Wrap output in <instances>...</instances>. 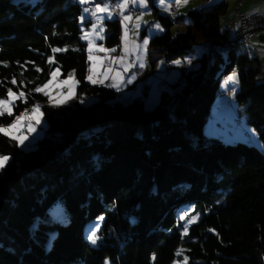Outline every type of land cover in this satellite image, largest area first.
Wrapping results in <instances>:
<instances>
[{
  "label": "trees",
  "instance_id": "trees-1",
  "mask_svg": "<svg viewBox=\"0 0 264 264\" xmlns=\"http://www.w3.org/2000/svg\"><path fill=\"white\" fill-rule=\"evenodd\" d=\"M148 2L164 27L149 40L152 68L156 58L172 64L184 54L200 62L188 73L182 67L173 84L178 93L161 91L150 109L147 91L124 101L120 91L87 81V41L80 39L79 20L84 5L78 0H0V98L7 88L17 91L9 81L15 74L19 85L21 71L26 93L57 65L61 77L75 70L79 81L76 100L41 104L46 128L34 149L24 151L0 133V154L11 157L0 171V264H104L106 258L110 264H183V255L188 264H262L264 82H256L261 62L238 40L207 60V45L230 37L220 28L225 1L188 10L191 23L174 34L170 27L182 23L181 16L161 15L155 0ZM104 29V46L117 52L119 20H105ZM196 44L202 52L193 57ZM52 48L67 51L56 53L50 66ZM230 70L238 74L236 103L262 148L203 132L220 79ZM42 101L47 98L35 92L27 104L17 100L13 116L0 117V125ZM56 208L65 212V222L52 216ZM101 215V240L93 246L86 229Z\"/></svg>",
  "mask_w": 264,
  "mask_h": 264
},
{
  "label": "rangeland",
  "instance_id": "rangeland-1",
  "mask_svg": "<svg viewBox=\"0 0 264 264\" xmlns=\"http://www.w3.org/2000/svg\"><path fill=\"white\" fill-rule=\"evenodd\" d=\"M109 1L110 0H107L108 3H109ZM166 2H170V0H166ZM215 3H217V2H212L209 0H186V2H185V0H182L181 6L177 7L175 5V10H176L178 16H181V22L182 23H172V25L170 27L171 33L174 34L175 32L181 30L187 24V23H185V19L189 20V17L187 15L188 10L201 9V8H204L206 6H209V5H212ZM155 4L158 7L159 13L161 15L171 16L168 12L163 11L162 6H160L158 4V0H155ZM102 6H103V4H102ZM133 7L137 10V16H140L143 13V21H147L148 23L147 24L142 23V26L139 30L138 36L136 35V30L134 28H133V37L130 35V31H129L130 42L132 40H135V42L137 44H142V41L144 38L147 37L150 40L151 37H154V36L162 33L160 31H157L156 29L152 28V29H150V31L153 34L149 35V27L148 26H149L150 22H152V24H153L154 22L158 21L163 29H164V27L162 26L161 22L158 19L154 18L153 14L151 12V8L149 6L148 0H147V8L146 9L140 8L138 5L133 6ZM128 11H129V9H128ZM125 14H129V13L126 12ZM134 20H135V18H134ZM134 20H133V23H134ZM227 24H228V20H227ZM131 25L132 24L130 23L129 26H131ZM83 27L85 30H87V28L85 26H83ZM120 28H121V36H120L119 49L117 52L109 53L108 56L110 58L123 55V51H122L123 50V43H122L123 27H122L121 21H120ZM220 28H221V30L225 29V14H223L220 18ZM143 29H145V33H143ZM131 31H132V29H131ZM103 35H104V33H103ZM102 41L103 40H96L95 44L97 46L102 45L103 47H105ZM259 43H260L259 47H261V45L264 44V40H262V41L260 40ZM241 45L243 47H246L247 50L251 54H253L251 52L253 49L252 48L253 44L242 43ZM130 47H131V45H130ZM149 50H150V46L148 44L146 51L143 48H141L137 52H130V54L127 56L126 61H125V63H127V64H132L130 59H132V56H134V58H135L134 64L136 65V64H139V62L137 61V56L138 55L142 56L145 67L147 69H149L147 74L145 73L144 68H142L144 70L143 73L141 75H137V74H130L129 73V71L133 67H131L127 72H124L123 68L120 65H110V66L105 67L106 65L103 66L104 62L108 59L105 60V58H104L105 53H103V52H93V56L99 57V59L95 60L94 65H93V62H90L88 60L89 61L88 69H89L90 65H93V73H92L93 79H97V76H99L101 74L105 77L104 73L106 72L107 69H109V67H111L113 69L116 68L115 73L117 71L121 72L122 76L117 79V80H119L118 81L119 83H117V85H118V88L120 90V92H119L120 95L118 96V98H120L121 100H124V101L131 100L132 95H134V97L135 96H144L143 92H142L143 91L142 87H143V85L145 86L146 83L149 84L148 93L144 97V100H145L144 103H145V108L150 109V108H152V106L154 104L157 103L156 97H157V95H159L161 93V91L165 90L169 94H171L175 90V86L173 84L176 81H179L180 77L183 75L182 67H184V71L188 73L190 70L198 67L200 62L197 59V60H195V62H192L191 64H189V63H187V60L190 58L191 54H184L183 56H180V57L173 59L171 61L172 64L169 68L165 65L163 59L156 58L154 61L153 68H152L151 63L149 62ZM201 52H202L201 46L199 44H196L195 50L192 53V55H193V57H198L201 54ZM227 54L228 53L223 54L225 58L227 57ZM88 55H89V53H88ZM154 56H155V54H154ZM175 61H180V63L177 64V63H175ZM233 72H235L237 74V72L235 70H230L229 72L226 73V75H224L220 79V91L218 92V94L215 97L214 102L212 103V106L210 108V116L207 118V120L203 126V132L206 136L220 137L226 143H236V142H238V140L237 139H235V140L230 139L231 138L230 135H231V133L236 131V129L239 131V133L242 134L243 132L241 130L243 128L245 131H247L249 133V135L251 136V139H249L247 137H243L242 142L248 141V143L253 144L254 146H256L258 148H262V142L258 137L257 131L252 126H250L246 123L245 113L243 112L242 108L239 107L236 103V99H235V96L233 94V88L235 89V93L239 90L238 82L233 84L232 82L227 80L228 76L232 75ZM108 73H110V72H108ZM169 73H172V74L168 75ZM88 75H89V71L87 73V76ZM136 75L140 78L139 80H137ZM67 76L61 77L60 71H59L57 78L53 79L52 83L48 87V91L53 93L54 99H56L58 102L63 100V99H67V96L60 94V93H64V91H63L64 88L67 89V87L63 84V81L65 80V78ZM114 76H115V74H114ZM133 76L135 77L134 79H132ZM74 79L76 80L75 77H74ZM130 79H131V82L129 83L128 81ZM145 81H146V83H145ZM159 81L162 83L161 88H158L156 86V83ZM256 82H264V65L261 66V72L257 75ZM69 83L71 84L72 81H69ZM96 84H99V83H96ZM76 88H77V85L74 89V96L76 95ZM228 90L232 91V94L230 96L227 95V93H229V94L231 93ZM128 96H130V98ZM76 99H77V97L75 96V98L70 99V101L76 100ZM42 102L43 103H39V104H43V105L46 103L48 104V101H42ZM62 104L63 103H61L60 105H62ZM217 106L218 107L221 106V108L224 110H227V109L233 110L235 116L240 118L241 123H239V122L236 123L237 119L235 121V118L229 117V115L225 112H223V114L221 115V116H223V115L226 116L224 119H220L219 121L214 120L211 117V115L217 113ZM41 112H42V109H41ZM238 112H239V115H238ZM36 119H37L36 117H33V123L35 124V131H33L31 133H29V131H28L26 121H21L20 126L10 130L11 135H16L19 137L20 140H23V142H24L23 147H21V146H18V147L24 151H28V146L30 144L34 145V147H32L30 150L34 149L36 146V142L40 138H42L44 133H45L46 122H45L44 116L42 115L41 117H39V123H36ZM8 124L9 123L1 124V125L4 127H7ZM254 136H256L258 138V141L255 144L253 143L254 142V139H253ZM61 214H62V217L64 220L66 218V215H65V212L63 211L62 208H56L55 210L52 211V216L60 217ZM97 223L100 226V221H98L96 218L95 220L92 221V224H90V225L97 224Z\"/></svg>",
  "mask_w": 264,
  "mask_h": 264
},
{
  "label": "snow or ice",
  "instance_id": "snow-or-ice-1",
  "mask_svg": "<svg viewBox=\"0 0 264 264\" xmlns=\"http://www.w3.org/2000/svg\"><path fill=\"white\" fill-rule=\"evenodd\" d=\"M78 2L81 5H87L92 2V0H78ZM113 2L116 4V8L113 9L110 4L107 2V0H98V2L95 3L94 7H83L81 16L79 17L80 23H81V32L82 35L80 39L86 40L88 42V47L87 51L89 53L88 55V60L90 62H94L95 60L99 59V57H94L93 52H103L105 53V59L109 60L110 65H120L123 68L124 72H127L131 67H134L135 64H127L125 63L127 56L130 54V52H137L141 48H143L146 51L147 45L149 44V39L146 37L143 39L142 44H137L135 40H132L130 42L129 40V24L131 23L133 28L136 30V35H139V30L143 24H147V21H143V13L140 16H136L135 20L131 14H125V11L130 8V6H139L140 8H147V0H113ZM175 4L177 7L181 6L182 0H174ZM186 2V0H185ZM103 4V6H102ZM158 4L162 6V9L164 12H168L169 14L172 13V2H166V0H158ZM259 11V10H255ZM118 13L119 17L121 18V24L123 27V37H122V43H123V55L118 56V57H109L108 54L111 52H115L116 49H108L103 47L102 45L97 46L95 44L96 40H103L104 39V21L105 20H112L114 16ZM88 21L91 24L90 30H85L83 25L85 21ZM134 20V23H133ZM185 23H191L189 20L185 19ZM149 35H152L153 33L150 31V29L154 28L157 31L163 32L164 29L161 27L160 23L154 22L153 24L149 25ZM131 45V47H130ZM61 51H67V49H60V48H52V53L53 55L48 57L47 63L51 66L52 64L55 63L54 56L56 53L61 52ZM137 61L139 62V67L143 68L145 67V64L143 62L142 56H137ZM175 63L179 64L180 61H175ZM187 63L191 64L192 60L189 59ZM93 65H90L88 71L89 75L86 77V79L90 83H103V80L101 79H93ZM5 67H7V64H5ZM21 68L24 70H27L24 68V65H21ZM36 72H41L42 69L40 67H35ZM60 69L59 66L55 69H52L51 67L49 68V73L48 76L49 78L46 79V81L37 84L34 88L30 89L27 93L24 91V88L27 86L25 84V80L23 79L24 72L21 71L19 75L22 77L20 80V84L17 85V79L16 75L14 74L9 81L12 85L17 86V91L14 92L12 88H7L6 89V96L3 98H0V117H3L5 115L11 117L13 116V109L16 107V101L20 100L22 103L27 104L28 103V98L32 95L33 92L35 93H40L44 97L47 98L48 104L52 107H59L61 103H67L68 99H74V89L76 85L79 83V81H76L74 79L75 77V70L70 72L68 76L65 78L63 81V84L67 87V91L64 93H60L61 95L67 96V99H63L61 101H57L54 99L53 93L48 91L49 85L52 83L53 79H56L58 76ZM113 71L111 67L106 70L104 73L105 77H107V73ZM122 76V73L117 71L115 73V76L112 77L113 83L106 85L108 87H114L117 88L119 91L118 85L115 82L118 78ZM135 77L133 76L132 79ZM228 81L232 82L233 84L238 82V75L233 72L232 75L228 76L227 78ZM69 81H72L70 84ZM129 83L131 82V79L128 81ZM3 81H0V86H3ZM28 84L34 83L33 80H28ZM233 94H235V89L233 88ZM83 99H81V103H83ZM43 113L41 112V105L39 103L33 104L30 108H26L24 111L20 112L19 115L15 116V118L7 125V127H4L0 125V133H2L4 136L10 138L11 140H14L17 142L18 146L23 147L24 142L23 140H20L18 136L16 135H11L10 130L17 128L20 126L21 121H26L27 122V127L29 133L35 131V124L33 123V117H36V123H39V117H41ZM22 134V133H21ZM34 145H29L28 150H30ZM11 159L10 156L8 155H3L0 154V171H3L7 165L8 161ZM188 215L187 212H185L184 215L180 216V220H184L185 217ZM63 221L62 214L60 217H58ZM104 217L101 215L97 218L98 221H103ZM198 219V214L196 216H193L190 220L187 221V224H191L195 222ZM134 222V221H133ZM187 224L183 228V233L182 235H187L188 233V227ZM100 231V226L99 224H93L89 225L88 228L86 229V235L85 238L88 240L91 245L96 246L98 242L101 240V236L98 235ZM52 239H55L53 236ZM51 240L49 241V247H51ZM184 250L182 248L177 249L175 252V256L177 258L181 257L183 255ZM156 259L155 255L153 254L152 260L154 261ZM188 256L183 255V264H188ZM104 264H110V261L106 258L104 261ZM173 264H178L176 260L173 261Z\"/></svg>",
  "mask_w": 264,
  "mask_h": 264
},
{
  "label": "crops",
  "instance_id": "crops-1",
  "mask_svg": "<svg viewBox=\"0 0 264 264\" xmlns=\"http://www.w3.org/2000/svg\"><path fill=\"white\" fill-rule=\"evenodd\" d=\"M174 1V0H173ZM209 1H212V2H220V1H225V0H209ZM96 2H98V0H92V2L90 3L92 6L91 7H94L95 6V3ZM121 2H122V0H121ZM238 2H240L239 3V5H238V10L241 12V13H243V14H246V15H248V14H252V13H261V14H264V0H227L226 1V12H225V29L224 30H227V32H228V35L229 36H231L232 34H233V30H234V28L233 27H228V24H227V20L229 19V18H232V17H234V15H235V12H236V7H237V4H238ZM111 3H113L114 4V6L116 7V4L113 2V0H110L109 1V4H111ZM90 4H87V5H90ZM174 4H175V2H174ZM176 5V4H175ZM111 6V5H110ZM84 7H87L86 5H84ZM255 10H259L258 12L257 11H255ZM126 12H128V10H126L125 11V13ZM130 12V11H129ZM128 12V13H129ZM130 14V13H129ZM174 15H175V17H176V15H177V12L175 11V13H174ZM137 16V14L134 16V18ZM120 22V21H119ZM151 23V22H150ZM86 28H87V30H90V28H91V24H88L87 26L86 25H84ZM131 27H132V37H133V26L131 25ZM144 30V33H145V29H143ZM258 35H259V39L262 41V40H264V39H261L260 37H264V31H260L259 33H258ZM120 36H121V34H120ZM228 36V37H229ZM233 36V35H232ZM131 37V38H132ZM103 42V41H102ZM260 45V44H259ZM87 47H88V42H87ZM106 48V47H105ZM258 58H259V60H260V62H261V66L262 65H264V44H262L261 45V47H258ZM131 57V56H130ZM132 58H133V61H131V59H130V61H131V63L133 64V63H135V58H134V56H132ZM262 59V60H261ZM106 60V59H105ZM106 65V66H105ZM103 66H105V67H107V66H110V63H109V60H106L105 62H104V65ZM135 66H139V64H136ZM144 68V70L146 69V67H143ZM113 69V68H112ZM116 69V68H115ZM115 69H113V71H111L110 73H108L107 74V77H104L102 74L101 75H99V76H97V79H101V80H103V83H99V84H103V85H109V84H111V83H113L114 81L112 80V77L114 76V74H115ZM172 73H169L168 75H171ZM137 76V75H136ZM140 78L137 76V80H139ZM136 80V81H137ZM146 80V79H145ZM88 81V80H87ZM119 80H116L115 82L116 83H119L118 82ZM145 83H146V81H145ZM91 84H96V83H91ZM156 86L158 87V88H161L162 87V83L159 81V82H157L156 83ZM136 87V86H135ZM111 88H113V89H116L117 90V88H114V87H111ZM143 95L144 94H146L145 93V91H147V93H148V88H149V84H147L146 83V85L144 86L143 85ZM136 90V89H135ZM178 89L177 88H175V90L171 93L172 95H174V93L177 91ZM120 91V90H119ZM165 91V90H164ZM228 91H230L231 93H232V91L231 90H228ZM227 91V92H228ZM166 93H167V91H165ZM129 98H130V96H128ZM127 97V98H128ZM132 98H134V95H132L131 96ZM135 97H137V96H135ZM126 99V98H125ZM156 102L160 99V94L159 95H157V97H156ZM70 101V99H68V102ZM145 101V100H144ZM67 102V103H68ZM63 104H66V103H63ZM62 104V105H63ZM229 104V103H228ZM227 109V108H226ZM223 112H225V113H227L228 115H229V117H233V118H236V116H235V114H234V112H233V110H230V109H227V110H224V109H222L221 108V106L220 107H218L217 106V113H215V114H213V115H211V117L214 119V120H216V121H219L220 119H224L226 116L225 115H223V116H221L222 114H223ZM241 129V128H240ZM243 133L241 134V133H239V131L236 129V131H234L233 133H231V135H230V139H237V140H243L242 138L243 137H247L246 135H245V130L242 128V130H241ZM249 139H251V136H250V138ZM254 144L255 143H257V141H258V138L256 137V136H254ZM262 264H264V257H262Z\"/></svg>",
  "mask_w": 264,
  "mask_h": 264
},
{
  "label": "built area",
  "instance_id": "built-area-1",
  "mask_svg": "<svg viewBox=\"0 0 264 264\" xmlns=\"http://www.w3.org/2000/svg\"><path fill=\"white\" fill-rule=\"evenodd\" d=\"M172 2V13L170 14L172 18H174V13H175V4L174 1L171 0ZM130 13V12H129ZM133 17L136 14L130 13ZM150 23L149 25H151ZM231 27L234 28L233 30V36L237 34H244L248 36L252 42L256 45V49L258 50L259 47V35L258 33L260 31H264V14L261 13H252V14H243L239 10L237 11L236 17L233 19L231 22ZM231 39H229L230 41ZM133 61V59H131ZM166 66H167V61H166ZM139 66H134L131 68L129 73H133L134 70H136ZM229 96V93H227Z\"/></svg>",
  "mask_w": 264,
  "mask_h": 264
},
{
  "label": "bare ground",
  "instance_id": "bare-ground-1",
  "mask_svg": "<svg viewBox=\"0 0 264 264\" xmlns=\"http://www.w3.org/2000/svg\"><path fill=\"white\" fill-rule=\"evenodd\" d=\"M227 0H225V2H226ZM239 3L240 2H238V4H237V7H236V12H235V15H234V17H232V18H229L228 19V26L229 27H231V22L233 21V19L236 17V14H237V11H238V5H239ZM111 5V7L113 8V9H115L116 7L114 6V4L113 3H111L110 4ZM87 7H90L91 5H86ZM129 11L131 12V13H133V14H137V10L133 7V6H130V8H129ZM128 11V12H129ZM115 17L119 20V21H121V18L119 17V15H118V13L115 15ZM129 29H130V35L132 36V31H131V29H132V27L131 26H129ZM229 39H231L230 41H229ZM235 40L237 41H239V42H241V43H248V44H253V49H252V52H253V54H255L256 56L258 55V50L256 49V45L252 42V40L248 37V36H246V35H244V34H237V35H234V36H230L227 40H226V42L224 43V44H221V45H219V44H214V45H210L209 43V45H207V54H206V58H207V60L208 59H211L212 57H213V55L215 54L214 53V50H224V49H228L229 47H233V46H235ZM212 44V43H211ZM206 46V45H205ZM133 59V58H132ZM164 63H165V65H166V60H164ZM171 66V64L169 63V61H167V67L169 68ZM143 69L142 68H140V67H138L136 70H134V72L133 73H130V74H137V75H141L142 73H143ZM100 77V76H99ZM63 91L65 92V91H67V89L66 88H64L63 89ZM230 95V94H229ZM40 103V102H39ZM43 103V102H42ZM35 104V103H34ZM33 105V104H32ZM31 105V106H32ZM41 105V104H40ZM31 106H29V107H27V108H30ZM26 109V108H25ZM24 109V110H25ZM23 110V111H24Z\"/></svg>",
  "mask_w": 264,
  "mask_h": 264
},
{
  "label": "water",
  "instance_id": "water-1",
  "mask_svg": "<svg viewBox=\"0 0 264 264\" xmlns=\"http://www.w3.org/2000/svg\"><path fill=\"white\" fill-rule=\"evenodd\" d=\"M261 39H264V37H260ZM179 90H177L174 94H177ZM172 104V103H171ZM171 104H170V108H171Z\"/></svg>",
  "mask_w": 264,
  "mask_h": 264
}]
</instances>
